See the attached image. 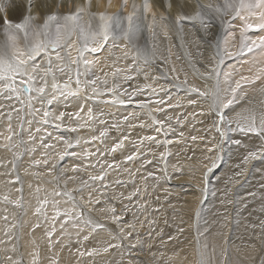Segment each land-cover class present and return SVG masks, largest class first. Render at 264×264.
Instances as JSON below:
<instances>
[{
    "label": "bare ground",
    "instance_id": "obj_1",
    "mask_svg": "<svg viewBox=\"0 0 264 264\" xmlns=\"http://www.w3.org/2000/svg\"><path fill=\"white\" fill-rule=\"evenodd\" d=\"M32 2L34 4L33 15L37 17L36 23L43 24L44 19H45V14H52V13H59V14H65V15L69 14L75 11V8L77 5L85 4L86 0H32ZM143 2L144 0H128V7L126 10H124L122 9L123 0H112L111 8H108L107 6L108 0H92V6L90 10L93 13H101V12H107L109 14L119 13L123 17H127L129 14H132L133 12L132 5L133 3H135L136 5L141 6V11L138 12L136 15L137 17H142V19L140 21L139 30L132 31V32L127 31V21L124 20L123 24L121 25V28H115L111 31L107 41L104 42L103 49L98 53L89 55L88 58L93 59L95 63L89 66V71L87 73L86 78L94 79L96 76H99L100 79L97 80V83L95 86L88 85L87 87L84 88L83 91H81L76 96H72V95L59 96L52 103L50 107V110L54 114L59 113V112H65L67 114V113H73L77 111L80 106H83L85 111L81 114V116H86L87 109L91 108L92 111L94 112L97 111L100 117L104 116V119H106V123L104 124L97 123V125L100 124L101 126L97 127L96 125L95 129L93 128L94 131H92L91 128H89V124L91 122L87 121L86 126L78 128L76 132H72V131H69L68 128L75 127L72 125V123L76 121L74 119L69 120V118L66 115L65 121L63 122L65 124V127L63 128L68 131H64L62 134L66 138H71V142H73L74 144L77 139L80 140V144L76 145V148L68 149V151L70 152H76L78 154L77 156H66L64 160L61 161L56 155V153L62 151L61 149L64 147V145L63 147H61L60 141H59V144H57L58 141L53 139V137L55 136H60L57 130H53L55 125L54 124H48V125L43 124L39 113H37L34 118L31 115V110L21 105L15 98L7 99L6 89L4 90L3 95H0V108H3V107L8 108V112H5V114L8 115L9 112H11V115L18 114V116L15 117L17 119L15 122L7 121L8 120L7 116L5 117V119H2L3 117L0 119V133H3V135H0V207L1 205L3 206L6 205V203L3 202V196L5 195H7L10 200L18 199L19 193L17 191V188L19 187V185H15V182H14L15 177L12 173L13 169L16 170V176L18 175L20 178L19 179L20 184L22 183V186H23V182H25L24 188L22 187V192L24 194L23 196L24 208L19 209V208H16L12 204L6 205L10 209L9 210L10 212L12 211V207L14 208L13 216L16 215L18 217V215H20L21 216L20 218L23 217V219L20 220L19 218V220L14 221V222L12 219V222L8 221L10 222L9 224L6 220L3 219L4 216L1 214L2 208H0V264H13V261H16L17 264H31L33 253H39V264H91V262L94 260H97L96 264H103L105 260L107 263L110 261L111 263L116 264V263H119V260H121L119 259V256H122L123 254H125L126 250L129 252V255L133 257L131 259V262L133 263L134 261V264H135V261H136V264H138L140 263V261L143 262L146 260L147 262L145 263H148V259H151V260L153 259L152 260L153 262H154V259L156 260L158 258L157 260H159L158 256H156V258H153V256L152 258L151 256L150 258H148L149 255L147 254H149L148 251L151 250V248L153 249L155 248V250L157 248H163L165 250L170 247H174V248L172 249V252L168 253V255L166 256V259H169L171 264H191L193 262L191 258L192 252H193V248H192L193 246L191 247V245L189 244V241H187L186 243L182 242L180 239L177 238L176 236L177 233L176 235L172 233L174 235L173 239H169L168 235L170 233L169 234L167 233L168 230L171 231L172 227L178 230L179 228H181L183 229V232H184V227L181 224V222H183L184 221L183 218L185 219V217H188V215L184 216L183 214L184 217L182 218V215L177 211L180 206H173V207H176L177 210H175L172 208V206L164 204L165 203L163 202L164 199H159L158 204L155 203V204L150 205V204L145 203V201L141 200V198H143L145 195L144 187L146 186L143 184L144 180L143 179L137 180V177H141L142 175L146 174V173H141V171L146 166L155 164V163L149 162L151 158L148 157V154H154L152 150L158 151L160 148L162 152L165 151L164 153L173 152V155L178 158L183 153L185 154L188 151L190 152L189 149H184L185 147L182 146V144L184 145L185 140H186L185 136L184 135L180 136L179 134V137H177V135H178V132H180V130L186 132L189 128V125L191 128V123L190 124L187 123L186 120L184 119L183 121L180 120V125L184 124V127L180 128L181 126L180 127L177 126V129H176L177 131H176L174 130L175 128H173L174 126H171L172 132L169 133V125H172L171 123H174L175 120L177 119L176 118L177 112H175L176 114L172 112L174 102L176 100H181L184 98V95L181 94V91H183V89H186V86H183V81L186 78L188 85H196L194 84L195 82L194 77L191 74H189L187 71L183 70L181 62H178V60L180 59H177L176 56L181 55L183 57L184 55H186L185 51L189 50L190 45L192 46L195 45L194 38H197L198 42L201 43L199 45H204V44H207L206 41H213L214 37L217 36V34H222L224 29L219 24V18H217L216 22L209 29L208 34H206L203 30L200 29L198 22L195 24L184 22L183 27L177 26L174 23V19L178 14H181V13H180V9L176 7V0H149V2L152 4V9L151 11L147 13L143 12V9H142ZM222 2L223 0H199V3L205 6L216 5ZM12 3H13V8L19 5L21 6L22 14H25V15L27 14L26 11H24V9L26 8L28 4V0H12ZM57 4H59L60 6L57 7ZM170 4H171V7H169ZM198 10L199 9L197 8L196 0H187V6L184 8L183 11L184 13H187V14H195ZM153 16H155V21L153 20ZM8 18L10 20L17 21L20 19V14H14L13 9H10ZM227 19L231 20V17L229 16ZM85 20H87V17H85ZM93 23H95V21H93ZM240 23L241 22L239 20L232 21V24L236 26L237 33L239 31ZM143 26L146 27L145 33L142 32L141 30ZM122 27H123V30H121ZM217 27L219 28V30H217ZM248 34L251 36H256L259 33L252 31ZM118 38H122V40L119 42ZM5 39L6 37L3 35L2 29H0V43H3ZM73 39H76V38L73 37ZM114 39H117L118 42L117 40L115 41ZM175 42L178 43V44H175L176 45V48L174 47L175 49H178V50L186 49V50L181 51V52H174L172 50L167 51L166 48L163 46L160 50H158V46L160 45L171 44ZM232 43H233L232 41H229L230 47ZM22 44H23V41H21V46ZM131 45H136L138 46V49L142 50L141 56H139V58L136 59L137 60L136 63H134L133 62L134 59L132 60L131 58V54H130ZM232 50H235V49L233 48ZM190 52L188 53L191 54L192 52L191 53ZM77 55L78 53L76 52L75 49H73L72 56L75 58ZM238 56H241L240 58H238V60L241 61L240 63H238V65L235 64V61L233 62L234 57L227 58L225 59L223 65H221L220 67L221 71L229 73L227 71L230 67H232V68H235V73L233 74H236L237 76L238 74H241L242 72L248 73L252 70L254 71L250 73L256 74L258 69L264 67V55L253 56L252 54L250 55V53H247V54L238 55ZM145 57H147L148 59V65L146 66L147 69L156 67L154 71L152 69L153 71L152 77L147 75V79H146L145 74L144 75L139 74L141 71L142 73L147 72L145 69H143L137 75L134 73H133V76L130 75L131 76L130 79L133 81V83H136L139 80H141L142 84L144 85L150 83L152 84V86L157 88V91L160 90L161 88L165 89L164 91H160V94L164 93V96L162 97H165L169 91L173 90L175 99L172 101V103L163 101V103L158 104L159 106H157L156 102L148 103L147 107H144V108H141L139 104L132 102V106L134 109H132L131 112H128L129 107L127 108L125 106L123 107V105L114 104L113 97L106 96L107 94L111 92L110 90L114 89V90H118L117 95H119L121 99L127 101L129 97H126L124 94L125 92L123 91V87L125 84L123 85L122 81H119L120 80L119 79L118 85H117L118 87L112 86L111 84H107V77H109L110 73H112L113 71L115 72L118 71V69H120V66L118 64H121V62L126 59L130 61V62L128 61L126 62V64L129 67H132L133 65L135 68V64H136L137 67L140 66V69H141V65L144 63ZM169 61L171 63H169L168 65L165 64V63H168ZM203 61H206V60H203ZM225 65H227L226 68H225ZM71 67L74 69L76 65H72ZM169 67L171 68L169 69ZM134 68L133 70L136 69ZM80 71L81 73H83L84 71L83 66L80 67ZM204 71L205 69L201 70L200 73H203ZM115 72H114V75H115ZM160 72L163 73L164 75L160 76ZM244 74L242 73L243 76ZM55 75L57 78V82H59L62 87L63 83L67 81L68 76L73 75V73L65 72L64 74H61L58 71H56ZM238 76L240 77V75ZM153 77H155L156 79H153ZM81 78H82L81 80H84L85 76L82 75ZM255 82L256 83H253L251 87H245V88H250V89L255 90L261 87L264 84V74L261 75V79L256 80ZM49 83H51L50 77H49ZM198 83L200 82L198 81ZM178 84L181 85V87H176V85ZM223 86L224 84H222V87ZM93 87L96 88V93L98 94L93 93L91 91ZM75 88H76V85L73 82L72 89H75ZM189 94H192V93H189ZM33 95H35V93H33ZM246 95H247V92H246ZM88 96H91L92 99H87ZM187 97H186V100H187ZM197 97L193 96L194 99H197ZM243 97H244L243 94H241V98ZM21 99H26V98L22 96ZM96 99H99V101L95 102ZM132 99L133 101H149L150 95H141L137 98H132ZM153 99L154 101L161 100L158 98L157 94H154ZM105 102H109L110 104H113V106H111V109L108 110L106 108V107H109V105L102 104ZM189 102H190V99H189ZM32 103L35 107H41V105L36 100H33ZM97 103L102 104V105H98ZM91 104H94L97 106L89 107L88 105H91ZM129 104L130 103H126L124 105L128 106ZM43 107L47 108L48 106L47 104H45ZM158 107L159 109H163V111H158L157 110ZM16 109H20V111L17 112ZM114 109H117L116 110L117 112L122 110L119 113H125L127 116H129L130 119L134 121L136 125V127L134 128H131L130 126L128 127V129L131 128L135 131V141L130 143V145H131V148L134 147L136 150L138 149L139 153L144 152V154L140 155V157L136 156V159L133 161H126L125 159V157L130 154L129 153L130 149L129 148L126 149L127 144L124 145L125 143L124 141H123L122 148L118 149L114 153L110 151V148L118 140H123L120 138L118 133L116 134V132L118 131V129L120 128L122 124L121 122H120L121 123L120 126L119 124L117 125V127L119 126L118 129L116 128L109 129L107 128V126L105 127L106 129H104V126L111 121V116L109 114V111H113ZM260 109L261 108L259 107V110H257V112H254V113H251L253 111L251 110L250 114L254 115L256 118L257 117L259 118L262 114ZM239 111H240L239 113L243 114V111L241 109ZM158 113L159 115L156 118L152 117V116L157 115ZM28 120L32 121L30 125L26 123V121ZM154 120L162 121L163 125L167 126V128H165L164 131L174 137L161 138V136H158V134L161 133L163 130L160 132H157L155 130V131H152L151 133H147L148 131H146V129L147 130L150 129L149 131H151L152 129H157V127H159V125H156L153 122ZM121 121L124 122V120H121ZM148 121H151V123ZM56 123H61V122L57 121ZM80 123L83 124L84 121H81ZM9 124L11 125V129L14 135H13L12 140L7 141V143L18 145L17 147L12 148V150H9L2 146L3 144L6 143L4 140V137L9 135V131H8ZM21 124L24 125L23 131L20 130ZM141 124H143V127L140 126ZM150 124L152 125L151 128H150ZM193 125L195 124L193 123ZM37 127L41 128L40 132L35 131ZM123 129L124 128H122V130ZM101 131H104L105 135L101 137L100 139L93 141L91 138L93 136H98ZM29 132L32 133L35 139H32V140L29 139ZM48 132L52 133V137L48 136ZM143 134H148L149 136H155L158 141H164L165 139L171 140L172 143H169V144L160 143V146H159V144H157L154 141L153 143L151 142L152 144H150V142H147L146 140H144L143 143L140 144L139 141L142 139L141 136ZM187 136L189 137V135ZM41 138H43V140H46L44 141L45 143H51L53 147L49 149H44L41 146L40 141L43 142ZM230 138L234 139L232 135H230ZM247 138H250V135H248ZM202 140L204 141V139ZM21 141H23V143H21ZM85 141H89V142L85 143ZM228 147L224 148V150L220 153V159L216 161L217 166L214 168L212 172L213 175L219 172V170L221 169L220 168L221 165L223 166L224 161L226 160V158H228V156L226 155V151L229 150V149L226 150ZM181 149H183V151L179 152ZM203 149L204 148L202 147L199 151H204ZM86 152H92L94 154L91 156H87L85 155ZM9 153L12 154V157L8 156ZM45 153H47V155ZM222 154H224V156H222ZM93 156H96L98 159L97 158L94 159ZM157 156H159V154H157ZM11 158L12 160H9ZM91 158H93L91 161L87 160ZM45 159L48 160L47 164L43 163ZM36 160L41 161V163L39 165L34 164V161ZM92 161L93 163H91ZM165 161H169L168 158L165 159ZM191 161H188L189 162L188 164L186 162V165L183 164L182 168H184L185 170H188V169H191L192 167H199L198 164L196 163L195 165L193 164L190 165L192 163ZM110 163L115 164L116 166L114 168H109L108 164ZM52 164H55L56 167L55 169L52 170L51 174H49L48 169L51 167ZM86 164H88L89 167L92 166V168H87ZM73 166H79L78 170L75 172L71 171ZM94 166H96V168H93ZM189 166H191V168H189ZM32 167H36L35 169L40 174H43L46 176L40 184H39L40 181L35 182L33 179H31V176L29 173L32 172L30 170ZM165 167L167 171L164 176L168 177L166 179L167 181H170L169 185H175V187H171V189L175 190V193H177V191L182 193V197H185L188 199V200H185L186 202L190 200H191L190 202H192V200L194 199L192 194H198L197 189H195L198 187V185L196 187L191 186L190 185L191 183L187 182V178H188L187 176L180 177L178 179L179 181L171 180V169L167 166H164V169ZM59 168H60V171H59ZM125 169H127V171H125ZM224 169L221 170V173L216 175L214 179L219 180L224 175L223 173H225L223 172L225 171ZM161 172L163 173L164 171H161ZM57 173H60L61 179L58 178L60 175L57 176ZM102 173L104 174L103 180L92 181L90 179L91 176L101 175ZM155 173L159 174L158 170ZM54 177L55 179H53ZM69 177H75V178L69 179ZM251 179L253 180V175H251ZM78 180H80L82 183H79ZM217 180L215 181L216 183H217ZM19 181H17V183ZM83 181H87L88 184H91V186L96 187L97 190H95L94 188L90 189V185L83 183ZM33 182L35 183V185H39V189H42V191H44L47 195L49 192L53 193L54 191H59L60 189H62L63 191L64 189V193L65 192L70 193V197L74 198V200L69 198V196H64V195L55 196V197L50 196L49 198L52 201L55 200V201H58L59 203L56 205V208H53V206L50 207L49 218L47 219L37 218L33 216L35 212L34 197H35V192H36V191L34 192L33 190L35 187L32 184ZM54 184H56L58 188L60 187V189L56 190ZM81 187L83 189H81ZM98 188H100L99 191H98ZM75 189H80L82 193L79 192L78 190V193H77L78 195H75V191H76ZM73 190L75 191L73 192ZM239 191L240 190H238V192ZM101 192L103 193L102 196L99 195ZM105 195L108 196L109 201L107 202L106 200L103 199L104 201L101 202V199L103 197L105 198ZM138 195L140 199L138 198L139 200L136 201L137 200L136 198ZM89 196L93 197L94 200L96 198H99L100 203H95V202L89 203ZM128 196H131V200L123 198V197H128ZM19 198H20V195H19ZM70 199L72 201H70ZM200 199H201V196H200ZM160 201L161 203H159ZM126 205L130 206V210L124 212L121 219L123 222L133 223L136 225L135 230L133 231V235L132 237H128L127 239L123 240L121 247L109 248L107 252H104L103 249L108 244L121 243V241L114 239V237L118 235V225L117 223H114L112 221L111 216L113 215V213H111L107 209L114 207L118 214L121 212V210ZM141 205H143L144 207H141ZM184 205L183 207H185ZM58 206H60L59 209L61 213H63L64 210H68L72 212L74 218L69 219V222L65 223L66 218L63 214H61L59 219L57 217L53 219V217L56 216V210L58 209L57 208ZM79 207L82 209V212L84 213L83 220H81L80 219L81 217H79V209H77ZM191 207L189 206L190 211L193 210L191 209ZM5 210L6 208L4 209V211ZM181 210L187 211V209H184V210L181 209ZM174 214L175 216H173ZM180 215L183 221L180 219ZM89 220H91V223L90 224L86 223V221H89ZM186 220L188 219H185V222ZM149 221H154V223H149ZM164 221L167 222L166 226H169V227L168 228L165 227L162 230L161 224H163ZM188 223L190 222L188 221ZM37 224H40L39 227L36 226ZM96 224L101 225L103 228L101 227L102 229H99V228L97 229V228L92 227V225H96ZM53 228L55 230L52 232L51 237H49L48 233L49 231H52ZM124 230L125 232L132 231V229L127 228L126 226ZM183 232H182V235H183ZM14 234L15 236H18L17 237L18 240L19 238H21L22 259H21V256L19 257L21 261H18V258H17L18 256H16L14 253V249H13ZM85 235L89 236V239L87 241L83 240V236ZM211 236H212V240L214 244L221 243L217 240L218 239L217 233ZM137 241H139V243H137ZM130 242L136 243V247L130 249L129 248ZM230 247L232 248L231 245ZM175 248H177V250H175ZM92 249L97 250V252L94 253L92 256L85 255L81 257L79 255V251L88 252V251H91ZM142 249H143V252L141 251ZM158 252L160 251L158 250ZM235 252H234V255L236 256ZM263 252H264V249H263ZM219 256H221L220 252H219V255L214 257L212 264H219ZM263 256L264 255H262L261 257ZM8 257H12V260H9ZM224 259L223 261H221V264L224 263ZM137 260L139 262H137ZM124 261L126 262V260ZM162 261L165 262L164 260ZM231 264H250V262H249V259H247V261L244 260L242 258V255H237L233 259Z\"/></svg>",
    "mask_w": 264,
    "mask_h": 264
},
{
    "label": "snow or ice",
    "instance_id": "obj_2",
    "mask_svg": "<svg viewBox=\"0 0 264 264\" xmlns=\"http://www.w3.org/2000/svg\"><path fill=\"white\" fill-rule=\"evenodd\" d=\"M197 8L199 9L195 14L184 13V8L187 6V0H176V7L180 9V13L175 19L174 23L177 26L183 27L184 22L188 23H199L200 29L208 34V29L213 26L217 18H219V24L223 27V33L217 34L213 41H206L211 47L214 43L213 55L209 63L205 66V71L200 73L204 79H214L215 86L213 90H203L195 85H188L187 79L183 81V86H186V91L189 93H195L199 98H203L205 102L209 103V111L214 114L213 128L219 133V140L216 144L208 149L209 152H215V159L212 156L208 157V163L204 165L206 171L204 173L205 182L210 181L211 174L214 168L217 166L216 161L220 159V153L224 150L227 144L230 142L233 145L244 146L240 139H231L228 137V133L232 131H238L243 133L245 136L251 134L252 138L258 139L259 144H253L248 147L247 153L244 157V162L247 163L251 160H264V114H261L259 120L254 115H243L237 113L235 118H232L231 110L234 109L235 104L239 101L242 89L247 84L255 83L256 80L261 79V75L264 74V67L258 69L255 76L246 77L241 75L239 80L232 79V73H226L220 71L221 65H223L225 59L236 57L250 53L253 56L264 55V0H223L222 3L216 5H203L196 0ZM60 5L57 4V7ZM92 6V0H86L85 4L77 5L74 12L69 14H45L43 24H37V17L33 15L34 4L32 0H28V4L24 11L26 15L22 14L21 6L17 5L13 8L12 0H0V29H2L3 35L6 37L3 43H0V95H3L4 90H7V99L15 98L21 105L31 110V115L35 118L36 114L39 113L43 124H54L56 129L65 127L63 123L65 117L69 120L74 119L76 121L75 127H69L68 130L76 132L78 128L87 125V121L95 119L91 108L87 109L86 116H81V113L85 111L83 106L73 113L59 112L54 114L50 107L52 103L59 96L72 95L76 96L84 90L88 85L95 86L97 80L100 79L96 76L94 79H87V73L89 66L93 65L95 61L89 59L90 54H95L103 49L104 42L107 41L111 31L115 28H121L124 20L127 21V31L132 32L139 30L140 21L142 17H137V13L141 11V6L133 3L132 14L127 17H123L121 14H109L107 12L93 13L90 9ZM108 8L112 7V0H108ZM128 7V0H123L122 9L126 10ZM171 7V4L169 5ZM10 9H13L14 14H20V19L17 21L10 20L8 18ZM142 9L144 13L151 11L152 4L149 0H144ZM231 17V20L227 19ZM87 17V20H85ZM155 21V16H153ZM233 20H239V31L237 33L236 26L232 24ZM95 21V23H93ZM226 26V27H225ZM123 30V29H121ZM255 31L259 33L256 36H251L248 33ZM75 37L76 39H73ZM21 41L23 44L21 46ZM229 41H232L231 47ZM79 42V44H78ZM235 50H232V49ZM73 49L76 50L78 55L74 58L72 56ZM127 55V54H126ZM144 63H148L147 57L144 58ZM76 65L73 69L71 66ZM83 66V73L80 71V67ZM58 71L61 74L65 72H71L73 75H69L66 82L61 84L57 82L55 72ZM84 75L85 79L81 80V76ZM49 77L51 83H49ZM131 78V77H128ZM147 79V73H145ZM153 79H156L153 77ZM178 79V77H177ZM75 83L76 88L72 89V83ZM222 84L227 87H222ZM181 87V85H176ZM67 90V91H65ZM150 90V91H148ZM165 89L161 88L160 91ZM93 93H96V88L91 89ZM115 92L114 89L110 90ZM139 92L142 95L158 94L157 88L153 87L152 84H145L142 88L129 93V99L127 101L120 98L119 95H114L113 103L118 105H124L126 103L135 102L139 104L141 108L147 107L148 103L152 101H133L132 97ZM35 93V95H33ZM98 94V93H96ZM24 96L26 99H21ZM210 97V100H209ZM87 99H92L88 96ZM33 100H36L41 107H35ZM193 100L190 103H196ZM156 103H163V100L156 101ZM47 104V108L43 106ZM163 111V109H157ZM229 110V111H226ZM17 112L20 109H16ZM203 114V112L199 113ZM8 121H11V112L7 115ZM128 119L127 116L124 117ZM57 121L61 123H56ZM84 121V123H80ZM101 124L106 123L104 120L98 121ZM157 127L156 131L160 132L163 130V122L159 120L153 121ZM179 122V121H178ZM27 124H31L32 121H26ZM233 124L235 128H233ZM114 127L116 125H113ZM143 127V124L140 125ZM131 127H136L135 124ZM20 130H24V125H20ZM9 135L4 137L5 144L2 146L12 150L17 147L15 144H8L7 141H11L14 133L12 132L11 125L8 127ZM36 132H40L41 128L37 127ZM3 135V133H0ZM105 135L104 131H101L98 136H93L91 139L98 140ZM167 133L165 132V136ZM48 136L52 137V133L48 132ZM183 136V133H180ZM129 137H123V140H127ZM29 139H35L31 132H29ZM43 140V138H41ZM56 141H63L64 149L56 153L58 158L62 161L66 156H77L76 152H70L68 149L73 148L75 145L80 144V140L77 139L75 144L62 136L53 137ZM193 140L197 137L193 136ZM123 140H118L111 148V152H116L118 149L123 147ZM144 140L155 141L157 144L172 143L171 140L165 139L164 141H158L155 136H145L139 143L142 144ZM89 141H85L87 143ZM23 143V141H21ZM51 143L43 144L44 149L52 148ZM47 155V153H45ZM94 153L86 152L85 155L91 156ZM138 152H133L125 157L126 161H133L136 159ZM167 153H161V159L166 158ZM150 162V161H149ZM41 161L36 160L34 164L39 165ZM43 163L47 164L48 160L45 159ZM115 164H108L109 168H114ZM55 164H52L48 169L49 174L55 169ZM79 166H73L71 171L75 172ZM127 171V169H125ZM166 173V167L164 169ZM149 175H152L149 173ZM75 177H69L74 179ZM165 178H168L167 176ZM19 176L16 180L19 181ZM92 181L103 180L104 174L97 176H91ZM87 184V181H83ZM39 188L36 189L39 192ZM21 192V197L15 200H10L7 195L3 196V202L6 204H12L16 208L23 209V195L22 190L17 189ZM69 196L70 193H61L54 191L52 196ZM99 195H103L101 192ZM122 195V194H121ZM124 199L131 200V196L123 197ZM74 200V198H71ZM100 203L99 198L95 200L89 196V203ZM40 206L35 209L36 214H44V205L49 204L47 198L39 202ZM58 201L53 200L52 206L56 208ZM141 207H144L141 205ZM113 215L111 219L118 225V235L114 237L121 241V243L108 244L104 247L103 251L107 252L109 248L121 247L123 240L128 237H132L133 231L136 225L133 223H126L122 221L124 212L130 210V206L126 205L120 213L117 214L114 207L107 209ZM65 216V223L69 219H73L72 212L64 210L63 213L59 209L56 210V217ZM4 220H8V216L3 217ZM91 223V220L86 221ZM154 223V221H149ZM15 226V225H13ZM39 227V224L36 225ZM125 226L132 229V231L125 232ZM94 228L102 227L99 224L93 225ZM264 227V225H262ZM52 231H49L48 236L51 237ZM182 231V229H181ZM88 235L83 236V240L87 241ZM173 239V237H169ZM139 243V241H137ZM136 243H129V248H135ZM96 249L84 252L79 251L81 257L88 255L92 256L96 253ZM31 264H39V253H33ZM12 260V257H8ZM13 264H17L13 261ZM200 264H211L210 258L205 259L203 254L201 255Z\"/></svg>",
    "mask_w": 264,
    "mask_h": 264
},
{
    "label": "rangeland",
    "instance_id": "obj_3",
    "mask_svg": "<svg viewBox=\"0 0 264 264\" xmlns=\"http://www.w3.org/2000/svg\"><path fill=\"white\" fill-rule=\"evenodd\" d=\"M125 15H126V13H125ZM122 29H123V27H122ZM209 29H208V31H209ZM141 30H142V32L145 33L146 27L143 26ZM217 30H219L218 27H217ZM114 40L116 41L117 39H114ZM118 40L120 42L122 40V38H118ZM118 40H117V42H118ZM194 41H195V45H193V46L190 45V48L188 51H185L186 49L185 50L175 49L176 48L175 44H178L176 42L171 43V44L160 45V46H158V50H160L163 46L166 48L167 51H170V50H172L174 52L185 51L186 55H184L183 57L181 55L176 56L177 59H180V60H178V62H181L183 70L187 71L189 74H191L194 77L195 82H196V83L194 82V84H196L195 86H197V87L199 86V88L201 86V89H203V90H213L214 86H215V80L202 78V76L200 75V72H201V70L205 69V66L211 60V57L213 55L212 50L214 48V45H212L211 46L212 48H211V47H209L208 44L199 45L201 43L198 42L197 38H194ZM188 52H190L191 54H189ZM141 53H142V50L138 49V46L131 45L130 54H131L132 60L133 59L135 60V61L133 60L134 63L137 62L136 59L139 58V56H141ZM204 53H206V54H204ZM240 57L241 56L234 57L233 62L235 61L236 65H238V63L241 62L238 60V58H240ZM203 60H206V61H203ZM127 61L130 62L128 59H126V60L122 61L121 64H118L120 66V69H118L119 72L113 71L112 73H110L109 77H107V84H111L112 86L116 87L118 85V80L120 79L119 81H122L123 85L125 84L123 87V91L125 92L124 94L126 97H129L128 96L129 93H132V92L136 91L137 89L143 87L144 84H142L141 80H139L140 82L138 81L136 83H133V81L128 77L133 76V73L137 75L143 69H145L147 71L146 73L149 72L147 74L148 76L152 77V72L156 69V67H152V68L147 69L146 66L148 65V63L147 64L143 63L142 65H144V66L141 65V69H140V66L137 67V65L135 64L136 69L132 65V67L136 70L135 71V70H133L132 67H129L126 64ZM169 63H171V62L169 61L168 63H165V64L168 65ZM226 66L227 65H225V68H226ZM137 68L139 71L137 70ZM170 68L171 67H169V69ZM255 68H256V66H255ZM152 69H153V71H152ZM219 70L221 71V69H219ZM252 71H254V70H252ZM252 71H250V72H252ZM114 72H115V75H114ZM227 72L232 73V79H234V80H239L240 77L238 75L241 76L242 73L243 74L245 73L244 76H246V77L256 75V74H253L250 72H248L249 74L247 72H242L241 74H238L236 76V74H233V73H235V68H232V67H230ZM150 73H151V75H150ZM139 74L144 75L145 73H142V71H141ZM119 75H121V76H119ZM163 75L164 74L160 72V76H163ZM197 80L200 83H198ZM252 85H253V83H251V85L247 84V86H245V87H251ZM263 85L261 87H259L258 89H255V90L250 89V88H243L241 90L242 92H244L243 93L244 97L241 98V95H240L239 101L235 104L234 109L231 110L232 118H235L236 114L240 112L239 111L240 109L243 111V115L247 116V115H251L250 114L251 110H253L251 113H254V112H257V110H259V107H260L261 113L264 114V87H263ZM223 87H227V85H224ZM261 90H263V91H261ZM148 91H150V90H148ZM158 92H159V94H157L158 98L162 99L163 101H166L168 103H172V101L175 99V95L173 94V92H174L173 90L169 91L165 97H162V96H164V93L160 94V90H158ZM246 92H247V95H246ZM117 93H118V90H115V92L111 91L106 96L114 97V95H117ZM257 93L259 94V96ZM261 93H263V94H261ZM137 94L135 96H133L132 98H137V97L142 95L139 92ZM181 94L184 95V98H183L184 100L181 99V100H176L174 102L172 112L173 113L177 112V114L175 113L177 119L175 120L174 123H171L172 125H169V133L172 132L171 126H174L173 127V128H175L174 130L177 129V126L178 127L181 126L180 128L184 127V124L180 125V120L183 121V119H184V120H186L187 123H189V124L191 123V128L189 125V128L186 132L180 130V132H178V135H177V137H179V134L183 133L186 140H185L184 145L182 144V146L185 147L184 149H189L190 152L188 151L187 152L188 154L183 153L179 158L175 157L173 155V152L167 153L166 156H168V157H166L165 159L168 158L169 161H165V159L162 160L161 156H160V154L164 153L165 151L162 152V150L160 148L158 151L152 150V152L154 154H148V157L151 158L150 163H155V164H152L150 166H146L141 171V173H146V174L142 175L141 177H137V180L143 179L144 180L143 184L146 186V187H144V189H145L144 193L146 196L144 195V197L141 198V200H143V201H145V203L151 205V204H155V203L158 204L159 199H164L163 200V202H165L164 204L172 206V208L175 210H177V209H176V207H173V206H180L177 211L182 215V218L185 215L186 216L188 215V217H185V219H188V220H186V222H185L184 218H183L184 221L182 220L181 215H180V219L183 221V222H181V224L184 227L185 233L183 232V229H182V231H180L181 228H179V230H178V229H175L174 227H172L173 230L172 229H171V231L168 230L167 233L168 234L170 233L168 235V238L173 237L174 236L173 234L176 235V233H177L176 236L178 239H180L182 242H185V243L187 241H189V244L191 245V247L193 246L192 247L193 252H192V256H191L193 262L191 264H200V259H201L202 254H203L205 259L210 258V261L212 264L214 257L219 255V252L221 253V256H219V264H221V261H223L224 258L225 259H224L223 264H231L233 259L237 255H242V258L246 261H247V259H249L250 264H263L264 263V256L263 257H261V256L264 255V252H263V249H264V227H262V225H264V160H251V161H248L247 163L244 162V157H245L247 150H248V147H245V146H251L253 144L258 145L259 140L252 138L251 134H249L250 138H247L248 136H245V135H243V133L241 134L238 131H232L231 133H228L227 134L228 137H230V135H232V137L234 139H240L244 146L233 145L229 142L226 146V147L229 146L226 149V150H228V149L229 150L226 151V155L228 156V158H226V160L224 161V165H223L224 167L221 165V167H220L221 169L219 170V172L215 173L214 175L212 174L210 177V181L205 182L204 173H205L206 169L204 168V165L208 163V157L209 156H212L215 159V155H216L215 152H209L208 149L210 147H212L214 144H216L217 141L219 140V133H217L215 131V128H213V126H212L214 114L211 111H209V103L205 102V100L203 98L197 97V94H195V93H192L193 95L189 94V92H187L186 89H183V91H181ZM245 95H246V97H245ZM193 96L197 97V99H194ZM256 96H258V97H256ZM153 97H154V94L150 95V101L156 102V101H154ZM186 97H187V100H186ZM188 98L190 99V101L195 100L197 102L195 104L190 103ZM209 100H210V97H209ZM97 101H99V99L95 100V102H97ZM97 104L98 105H102V104L109 105V107H106L108 110L111 109V106H113V104H110L109 102H105L102 104L97 103ZM170 105H172V104H170ZM258 105H259V107H258ZM88 106L91 107V106H97V105L91 104ZM124 106L127 108L129 107L128 112H131L132 109H134L132 106V103H130L128 106L123 105V107ZM157 106H159L158 103H157ZM158 109H159V107H158ZM116 110L117 109H114L113 111H109V114L111 116V121L104 126V129H106L105 128L106 126L109 129H113V128L118 129L120 124L122 123L120 128L116 132V134L118 133L121 139H123V137H125V136H129V138L127 140H123L125 142L124 145L127 144L126 149L127 148L130 149L129 150L130 154H132L133 152H138V149L136 150L134 147L131 148V145H130V143L135 141V131L133 129H131V128H134V127H131V125L135 124L134 121L132 119H130L129 116H127L125 113H119L122 110H120L119 112H117ZM226 111H229V110H226ZM5 112H8V108H6V107L0 108V119L2 117H3L2 119H5V117L7 116V114H5ZM201 112H203L202 115L199 114ZM93 115H94L95 119L91 120L90 121L91 123L89 124V128H91L92 131H94L95 126L97 125V123H99L98 121L104 119V116L100 117V115L97 111L96 112L93 111ZM158 115H159V113L155 116H152V117L156 118ZM17 116H18V114L12 115L11 121L15 122L17 120L15 117H17ZM125 116L128 117L127 120L123 119ZM259 118L257 117V120H259ZM121 120H124V122ZM178 120H179V122H178ZM104 121H106V119H104ZM117 122H119V123H117ZM148 122L151 123V121H148ZM193 123L195 125H193ZM115 124H116V127L112 126ZM118 124H119V126L117 127ZM72 125L76 126V122H73ZM197 125H198V127H197ZM100 126H101L100 124L97 125V127H100ZM129 126L131 127L130 129H128ZM151 127H152V125L150 124V128ZM122 128H124V129L122 130ZM165 128H167V126L163 125V131L161 133H159L158 136H161V138L174 137V136L169 135L168 133L165 136V131H164ZM233 128H235L234 124H233ZM104 129H102V130H104ZM189 129H190V131H189ZM53 130H57L59 132L58 134L62 137H64V135L62 133L64 131H68L64 128L56 129L55 127L53 128ZM149 130L150 129H148V130L146 129V131H148L147 133H151L152 131H155L156 129H152L151 131H149ZM186 133H187V135H189V137L186 135ZM143 135L141 136V138L147 136L148 134H143ZM193 136L197 137L196 141L192 139ZM64 138H66V137H64ZM66 139L71 141V138H66ZM202 139H204V141L206 143ZM44 141H46V140H43V142L40 141L42 147H43V144H45ZM146 141L150 142V144L153 143V141H148V140H146ZM57 144H59V141L57 142ZM205 145H207V146H205ZM60 146L63 147V141L62 140L60 141ZM159 146H160V144H159ZM202 147L204 148L203 149L204 151H199ZM73 148H76V145ZM63 149H64V147L61 150L63 151ZM182 151H183V149H181L179 152H182ZM143 154H144V152H140V153L138 152L137 157H140V155H143ZM157 154H159V156H157ZM8 156L12 157V154L9 153ZM222 156H224V154H222ZM93 158L96 159L97 157L93 156ZM93 158L87 159V160L91 161ZM190 158L192 159V161ZM9 160H12V158ZM20 161H22V160H20ZM188 161L192 162L190 165H192V164L195 165V163H196V164H198L199 167H192L191 168V166H189V168H191V169L185 170L184 168H182V166H183V164L186 165V162L188 164L189 163ZM84 162H83V164H84ZM91 163H93V161ZM86 165H87L86 166L87 168H92V166L89 167L88 164H86ZM164 166H167L171 169V180L179 181L178 179L180 177H182V176L186 177L187 176L188 177L187 182L191 183L190 184L191 186L196 187L198 185V187L195 188V189H197L198 194H192V196L194 197L192 202H190L191 200L186 202L185 200H188V199L185 197H182V193H180L178 191H177V193H175V190L171 189V187H175V185H169L170 181H167V179L164 176L165 175ZM35 168L36 167H32L30 169L32 172H30L29 174L31 176V179H33L35 182L40 181L39 182V184H40L46 176L43 174H40ZM93 168H96V166H94ZM223 169L225 170V171H223V172H225V173H223L224 175L219 180L214 179V177L216 175H218L219 173H221V170H223ZM157 170H158L159 174L155 173ZM59 171H60V168H59ZM161 171H164V172L162 173ZM151 172H153V173H151ZM12 173H13L15 178L18 176V175L16 176V170L15 169L12 170ZM149 173H151L152 175H149ZM254 173H255V175H254ZM59 175H60V173H57V176H59ZM251 175H253V180L251 179ZM55 177L53 179H55ZM172 177H174V178H172ZM15 178H14L15 185H19L18 188L19 189L21 188V190H22V187L24 188L25 182H23V186H22V183L20 184V181L17 183ZM58 178L61 179V175ZM250 179H251V181H250ZM216 180H217V183L215 182ZM78 181H79V183H82L80 180H78ZM201 182H203V183H201ZM54 183H55V181H54ZM32 184H33V186H35L33 189L35 192L36 189L39 188V185H35L34 182ZM54 185H55L56 190L60 189V187L58 188L56 184H54ZM87 185H90V189L94 188L95 190H97V188L94 186H91V184L87 183ZM224 185H225V187H224ZM77 186H78V184H77ZM201 187H203V188H201ZM81 189H83V188L81 187ZM99 189L100 188H98V191H99ZM75 190H73V192L75 191V195H78L77 194L78 190H79V192L82 193V191L80 189H75ZM238 190H240V191L238 192ZM39 191H40L39 193L41 195L37 191L35 192L34 209H36L40 205L39 202L45 198H47L49 200L50 205L47 204V205L43 206L45 214L40 215V214H36L34 212L33 216L40 218V219H45V218L47 219L50 216V210L49 209L52 206V200L49 198L50 196H52V192H49L47 195L44 191H42V189H40ZM59 191L61 193H64V189H63V191H62V189H60ZM18 193H19L18 194V198H19V195L21 197V192H18ZM37 194H39V195H37ZM147 194H148V196H147ZM22 195L24 196L23 192H22ZM200 196H201V199H200ZM197 197H198V199H197ZM138 198L140 199L139 195L137 196L136 201L139 200ZM103 199L106 200L107 202L109 201L107 195H105V198L103 197L101 199V202L104 201ZM183 200H184V202H183ZM70 201H72V200L70 199ZM159 203H161V201ZM179 203L180 204L182 203L183 205L185 204L184 205L185 207H183V205L182 204L180 205ZM6 205H4L5 207L3 205H1V207H0V208H2L1 214L3 216H5V215L8 216V220H6V221L12 222V219H13V222H14V221L19 220V218L21 216L20 215H18V217L16 215L13 216L14 208L12 207V211L10 212L9 211L10 209ZM188 205L190 207L193 205L191 207V209H193L192 210L193 212L190 211ZM187 206H188V208H187ZM59 207L60 206H58L57 208L59 209ZM5 208L7 211L6 210L4 211ZM180 208L183 210L187 209V211L186 210L182 211ZM77 209H79V217H81L80 219L83 220L84 219V213L82 212V209L80 207ZM151 210H152V208H151ZM181 212H183V213H181ZM183 214H184V216H183ZM173 216H175V214ZM59 217H57V218L59 219ZM189 218H190V220H189ZM22 219H23V217L20 218V220H22ZM188 221L190 223H188ZM10 222H8V223L10 224ZM67 222H69V220ZM166 225H167V222L164 221L163 224H161V229L163 230V228L169 227ZM92 227H93V225H92ZM102 228L99 227V229H102ZM182 232H183V235H182ZM179 233H181V234H179ZM216 233H217V237H218L217 240L219 242H221L219 244H214L213 240H212L211 235L216 234ZM17 237L18 236H15V234H14V236H13V243H14L13 249H14L15 255L18 256L17 257L18 261H21V259H22V256H21V252H22L21 251V249H22L21 238H19V240H18ZM230 245L232 246V248L230 247ZM173 248L174 247H170V248L165 249V250L163 248H157L156 249L157 251L155 250V248L154 249L151 248V250L148 251L149 254H147V255H149L148 258H150V256H151V258H152V256H153V258H156V256H158L159 260H157L158 259L157 258L156 259L157 261L154 259V262H153L152 261L153 259L152 260L148 259V263H145V262H147V260H146L143 262L140 261V263H138V264H154V263L155 264H171L169 259H166V256L168 255V253L172 252ZM158 250L160 252H158ZM175 250H177V248H175ZM141 251L143 252V249ZM161 252H163V253H161ZM166 252H167V254H166ZM234 252L236 253V256L234 255ZM126 253L123 254L122 256H119V259H121V260H119V263H116V264H127V263L128 264H134V261H133V263L131 262V259L133 257H131L129 255V252L127 250H126ZM161 254H163V255H161ZM20 256H21V259L19 258ZM161 257H162V259H161ZM123 259L126 260L127 263ZM162 260H164L165 262H163ZM96 261L97 260L92 261L91 264H96ZM121 261H122V263H121ZM158 261H159V263H158ZM137 262H139V261L137 260ZM106 263L107 262L105 260L103 262V264H106ZM107 264H113V263H111L109 261ZM135 264H136V261H135Z\"/></svg>",
    "mask_w": 264,
    "mask_h": 264
}]
</instances>
